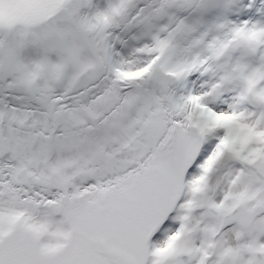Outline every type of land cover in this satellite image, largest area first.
Instances as JSON below:
<instances>
[{"label":"snow or ice","instance_id":"obj_1","mask_svg":"<svg viewBox=\"0 0 264 264\" xmlns=\"http://www.w3.org/2000/svg\"><path fill=\"white\" fill-rule=\"evenodd\" d=\"M0 264H264V0H0Z\"/></svg>","mask_w":264,"mask_h":264}]
</instances>
